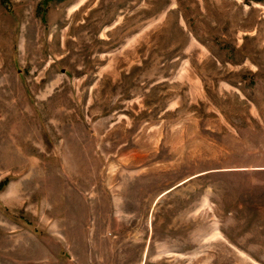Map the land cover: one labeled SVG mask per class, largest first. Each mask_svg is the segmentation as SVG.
Here are the masks:
<instances>
[{
    "label": "rangeland",
    "instance_id": "374dc122",
    "mask_svg": "<svg viewBox=\"0 0 264 264\" xmlns=\"http://www.w3.org/2000/svg\"><path fill=\"white\" fill-rule=\"evenodd\" d=\"M0 264H264V0H0Z\"/></svg>",
    "mask_w": 264,
    "mask_h": 264
}]
</instances>
